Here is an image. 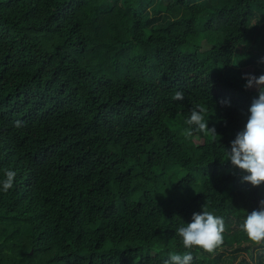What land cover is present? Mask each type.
Here are the masks:
<instances>
[{
  "label": "trees",
  "instance_id": "16d2710c",
  "mask_svg": "<svg viewBox=\"0 0 264 264\" xmlns=\"http://www.w3.org/2000/svg\"><path fill=\"white\" fill-rule=\"evenodd\" d=\"M261 61L264 0H0V264H165L203 208L193 264H264V184L226 160ZM197 106L216 136L183 135Z\"/></svg>",
  "mask_w": 264,
  "mask_h": 264
},
{
  "label": "clouds",
  "instance_id": "9594fccd",
  "mask_svg": "<svg viewBox=\"0 0 264 264\" xmlns=\"http://www.w3.org/2000/svg\"><path fill=\"white\" fill-rule=\"evenodd\" d=\"M264 62V61H261ZM242 79L246 80L245 89L256 88L257 98H253L247 118L242 131L236 134L231 141V150L226 151L227 159L231 164L243 170L246 175L242 177L243 182L253 186L264 184V74L259 77L252 74H245ZM173 100L182 101L184 93L177 91L172 97ZM221 103H228L222 101ZM204 109L197 106L190 112L185 123L183 135L188 138L194 131H210L216 136L215 129H210L204 119ZM16 126H21L17 121ZM15 172L5 170V178L0 181V190L7 192L13 187ZM241 230L247 235L259 250L264 252V200L259 201V209L248 213ZM225 232V221L223 217L215 215L211 211L202 210L192 215V222L186 226L175 229V235L180 238L182 247L186 250L183 254L171 253L165 264H193V249L212 253L223 243Z\"/></svg>",
  "mask_w": 264,
  "mask_h": 264
},
{
  "label": "rangeland",
  "instance_id": "374dc122",
  "mask_svg": "<svg viewBox=\"0 0 264 264\" xmlns=\"http://www.w3.org/2000/svg\"><path fill=\"white\" fill-rule=\"evenodd\" d=\"M253 23H255V21ZM250 70H251L250 68H245L243 70L244 71V74H249V71ZM196 141H197L198 144L202 143V140H196ZM175 254H178V253H175Z\"/></svg>",
  "mask_w": 264,
  "mask_h": 264
}]
</instances>
